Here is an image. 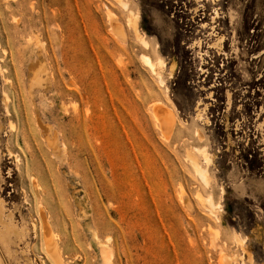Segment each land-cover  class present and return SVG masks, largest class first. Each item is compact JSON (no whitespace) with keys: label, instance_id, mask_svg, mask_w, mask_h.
Returning <instances> with one entry per match:
<instances>
[{"label":"rangeland","instance_id":"1","mask_svg":"<svg viewBox=\"0 0 264 264\" xmlns=\"http://www.w3.org/2000/svg\"><path fill=\"white\" fill-rule=\"evenodd\" d=\"M124 1L0 0V264H264V0Z\"/></svg>","mask_w":264,"mask_h":264},{"label":"bare ground","instance_id":"2","mask_svg":"<svg viewBox=\"0 0 264 264\" xmlns=\"http://www.w3.org/2000/svg\"><path fill=\"white\" fill-rule=\"evenodd\" d=\"M124 1V0H123ZM122 3H124L123 5H125V6H127V2L126 1H124V2H122ZM130 16H132L131 14H130ZM129 16V17H130ZM137 17H130L129 18V22L131 23V26H133V28H134V31H135V33H136V36L139 38V40L145 45V46H148V41L146 40V38L144 37V34L143 33H140V31L138 30V27H137V19H136ZM142 58H143V60H144V62L151 68V70L152 71H154V72H156V70H157V68H156V66H155V63L153 62V60H151L150 59V57L148 56V55H146V54H142ZM39 70H41V69H39ZM37 76H39V75H37ZM36 76H34V79L33 80H36V78H35ZM39 79H41L40 78V76H39V78H38V82H40V80ZM159 112H160V114L162 115V117L163 118H161L159 115H157V117H156V119H157V121L160 123V124H162V125H164V126H167V125H171V122H172V120H173V116H172V113L171 112H169L166 108H164V107H162V106H160L159 107ZM38 119V118H37ZM38 126L40 127V128H43V126L46 128H44V131L45 130H47V127H49L48 125H43L42 126V124L40 123V121L38 120ZM12 125V124H11ZM168 126V127H169ZM13 127V126H12ZM50 130V129H49ZM47 132V131H46ZM49 131H48V133H47V135H46V133H45V136H46V142H47V144H48V147H52L53 149H52V152L54 151V152H56V153H58L61 149H60V147H59V145H58V142H57V139H56V137H55V135L53 136V135H49ZM54 133H56L55 131H54ZM44 136V137H45ZM201 152H202V154L204 155V158H205V161H206V163L207 164H209L210 163V158H209V156H208V153L205 151V150H203V149H201ZM55 155V154H54ZM58 155V154H57ZM60 155V154H59ZM59 155H58V157L57 158H59ZM194 166L197 168V170H201L202 168H200L199 167V165L198 164H196V162H194ZM203 170V169H202ZM201 172V171H200ZM206 173H201V175L203 176V178L206 180L207 178H206V175H205ZM35 182V181H34ZM209 182V181H208ZM206 183H207V180H206ZM208 200L210 201V205L212 206V207H214L215 206V208L217 207L218 208V206H219V204L217 203V204H215L214 203V201L212 200V197L211 196H209V198H208ZM41 205V204H40ZM20 209V208H19ZM214 209V208H213ZM41 211H42V209H40ZM40 214V213H39ZM41 215V220H40V222H39V237L41 238V240H42V245H43V248H44V251H45V253H46V256H47V258H49L50 259V261L53 263V264H68L67 262H65V260H64V258H63V252H62V249H61V246L59 245V243H58V241H57V239H56V233H55V230L53 229V227H52V224H51V222L49 221V219L47 218V216L44 214V212L43 213H41L40 214ZM9 216H10V214H8V215H6L5 214V211H4V206H3V203L1 202V200H0V237H1V239L3 240V242L6 244V233H10L11 231H13L12 230V227L8 224V220H7V218H9ZM22 218V217H21ZM37 228H38V226H37ZM34 230H36V224H34ZM91 230V229H90ZM36 235V234H35ZM95 235H96V233H95ZM8 236V238H9V235H7ZM12 236V235H11ZM36 237V236H35ZM58 237V236H57ZM96 238V237H95ZM9 243V242H8ZM7 243V244H8ZM2 244V243H1ZM6 244V245H7ZM103 244V243H102ZM4 245V244H3ZM5 246V245H4ZM3 246V247H4ZM13 246V245H12ZM3 247H1V248H3ZM4 248H6V247H4ZM15 248V247H14ZM10 250V249H9ZM102 255L105 257H103L102 255H101V257L102 258H104L103 260L105 261H107L106 263H104L103 261V263L104 264H107L109 261H110V259H108L109 257L107 256V255H109L110 254V252H109V254H108V252H107V249H106V247H103L102 249ZM4 251V250H3ZM11 251H12V249H11ZM23 251V250H22ZM32 251V250H31ZM9 252V251H8ZM33 252V251H32ZM15 254V253H14ZM9 255V254H8ZM111 255V254H110ZM109 255V256H110ZM16 256V255H15ZM13 258V257H12ZM107 258V259H106ZM110 258H111V256H110ZM17 259H18V257H17ZM109 260V261H108ZM41 261V260H40ZM42 262H43V260H42ZM108 264H110V262L108 263Z\"/></svg>","mask_w":264,"mask_h":264}]
</instances>
